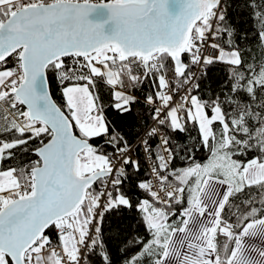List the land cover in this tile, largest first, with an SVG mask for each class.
Listing matches in <instances>:
<instances>
[{
	"label": "snow or ice",
	"instance_id": "1",
	"mask_svg": "<svg viewBox=\"0 0 264 264\" xmlns=\"http://www.w3.org/2000/svg\"><path fill=\"white\" fill-rule=\"evenodd\" d=\"M169 2L0 0V264H116L104 219L133 207L144 234L124 239L120 264H264V0H248L261 54L247 63L226 0H174L175 14ZM97 8L107 20L90 19ZM217 63L230 87L203 97ZM146 81L153 124L133 147L100 88L124 114ZM189 125L199 148L183 146L174 167L172 136ZM141 150L152 163L134 204L122 186Z\"/></svg>",
	"mask_w": 264,
	"mask_h": 264
},
{
	"label": "trees",
	"instance_id": "2",
	"mask_svg": "<svg viewBox=\"0 0 264 264\" xmlns=\"http://www.w3.org/2000/svg\"><path fill=\"white\" fill-rule=\"evenodd\" d=\"M222 2H224V0H222ZM226 2L229 5L227 8V18L236 29V42L240 44L241 48L245 49L244 55L246 63L253 62V57L259 60L261 54L257 35L259 20L253 17V8L248 6V0H226ZM259 2L260 0H257V3ZM242 33L247 34L244 40L240 39ZM220 42L222 43L223 41ZM185 59H187V57H185ZM227 69L228 66L222 63L213 64L208 67L207 75L203 76L199 81L200 94L203 97L207 98L228 91L231 82L228 77ZM150 91H152L151 83L146 81L144 85L134 91V95L138 98V102L132 105V110L121 114L111 106L114 101L112 100L110 89L104 88L103 86L100 88V95L105 106V116L107 120L128 138L129 143L133 144V147L136 146L137 140L152 122L149 119L150 111L148 110V106L144 103L145 94ZM50 92L57 103L63 102L59 86L54 78L50 79ZM188 128V132H177L172 136L174 141L173 147H175V144L181 146L180 154L176 157L173 165L174 167H180L185 164V161L182 159V156L185 154L183 146L195 144L196 147L199 148L198 140L194 139L198 137L197 130L191 125H189ZM101 142L102 141L99 139L92 141L94 144H100ZM152 143L155 144L156 141L153 140ZM106 150L110 151L111 149L106 148ZM18 155L20 154L18 153ZM195 156L197 161H204L208 156V152L206 149L198 150L195 152ZM29 158L35 159L34 156L29 157L28 153H23L21 155V159L25 162ZM138 158L141 166L140 172L131 173L129 180L122 186V190L133 198L134 204L137 198L145 195L142 190L136 187L137 180L146 179L149 176V170L142 150L138 153ZM176 210L178 215L179 206L176 207ZM139 220L140 214L136 211L135 207L130 210L121 208L119 213L113 212L106 215L103 224L104 242L116 264H120L122 260L123 254L120 249L125 247L124 239L135 233L137 228H139V234H144L143 227L140 226ZM53 238L55 239L54 236ZM93 259L96 261V264H101L98 256H94Z\"/></svg>",
	"mask_w": 264,
	"mask_h": 264
},
{
	"label": "water",
	"instance_id": "3",
	"mask_svg": "<svg viewBox=\"0 0 264 264\" xmlns=\"http://www.w3.org/2000/svg\"><path fill=\"white\" fill-rule=\"evenodd\" d=\"M179 8L178 5L174 3V0H170L169 2V11L175 14L178 12ZM109 16V12L106 8H97L91 15L90 19H92L94 22H103L107 20ZM115 28V24L112 21H109L105 25V31L106 33H109L111 30Z\"/></svg>",
	"mask_w": 264,
	"mask_h": 264
},
{
	"label": "built area",
	"instance_id": "4",
	"mask_svg": "<svg viewBox=\"0 0 264 264\" xmlns=\"http://www.w3.org/2000/svg\"><path fill=\"white\" fill-rule=\"evenodd\" d=\"M92 2H94V3H96V2H99V3H105V2H108V0H92ZM218 42H220V41H218ZM221 43V42H220ZM152 124H153V121L150 123V125L148 126V127H151L152 126ZM147 131V129L142 133V135L140 136V137H142V136H144V134H145V132ZM139 137V138H140ZM139 142V139L137 140V143ZM111 151V150H110ZM143 151V150H142ZM144 154V153H143ZM145 156V155H144ZM145 160H146V163H147V167H148V170H149V165L152 163V160H150V159H146L145 158ZM149 175H150V173H149Z\"/></svg>",
	"mask_w": 264,
	"mask_h": 264
}]
</instances>
